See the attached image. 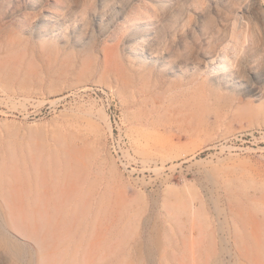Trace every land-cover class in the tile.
Returning <instances> with one entry per match:
<instances>
[{
  "label": "rangeland",
  "instance_id": "1",
  "mask_svg": "<svg viewBox=\"0 0 264 264\" xmlns=\"http://www.w3.org/2000/svg\"><path fill=\"white\" fill-rule=\"evenodd\" d=\"M0 264H264V0H0Z\"/></svg>",
  "mask_w": 264,
  "mask_h": 264
},
{
  "label": "bare ground",
  "instance_id": "2",
  "mask_svg": "<svg viewBox=\"0 0 264 264\" xmlns=\"http://www.w3.org/2000/svg\"><path fill=\"white\" fill-rule=\"evenodd\" d=\"M143 31H147V29L145 28ZM141 54L143 55V53ZM233 65V57L228 50H225V52H223L219 58H213L206 62V66L209 68L206 73L213 76L212 81L214 84H218L219 82L218 85L234 86V84L238 82L236 79L238 72L231 71Z\"/></svg>",
  "mask_w": 264,
  "mask_h": 264
}]
</instances>
